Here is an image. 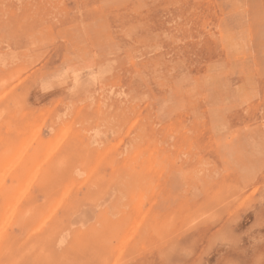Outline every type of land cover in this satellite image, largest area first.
I'll use <instances>...</instances> for the list:
<instances>
[{
  "label": "rangeland",
  "instance_id": "374dc122",
  "mask_svg": "<svg viewBox=\"0 0 264 264\" xmlns=\"http://www.w3.org/2000/svg\"><path fill=\"white\" fill-rule=\"evenodd\" d=\"M0 71V264H264V0H0Z\"/></svg>",
  "mask_w": 264,
  "mask_h": 264
},
{
  "label": "bare ground",
  "instance_id": "6f19581e",
  "mask_svg": "<svg viewBox=\"0 0 264 264\" xmlns=\"http://www.w3.org/2000/svg\"><path fill=\"white\" fill-rule=\"evenodd\" d=\"M176 21H177V20H176ZM209 25H210V24H209ZM213 30H214V29H213ZM39 31H40V30H39ZM229 47H230V46H229ZM178 54H179V53H178ZM231 58H232V57H231ZM3 65H4V64H3ZM218 71H219V70H218ZM0 72H1V71H0ZM102 72H103V71H102ZM76 75H77V74H76ZM92 75H93V74H92ZM92 75H91V76H92ZM103 75H105V74H103ZM212 75H214V74H212ZM105 76H106V75H105ZM250 76H251V75H250ZM97 77H98V76H97ZM76 78H77V77H76ZM76 78H75V79H76ZM103 78H104V76H103ZM1 79H2V78H1ZM75 79H73V80H75ZM99 79H100V77H99ZM104 80H105V79H104ZM4 82H5V81H4ZM5 83H6V82H5ZM73 83H74V82H73ZM74 84H75V83H74ZM86 84H88V82H86ZM89 84H90V82H89ZM91 85H92V84H91ZM73 86H74V85H73ZM103 86H104V85H103ZM241 86H242V85H241ZM78 87H80V86H78ZM78 87H77V88H78ZM84 87H85V86H84ZM86 87H87V86H86ZM239 87H240V86H239ZM243 87H244V86H243ZM87 88H88V87H87ZM84 89H85V88H84ZM89 89H90V88H89ZM72 90H73V89H72ZM74 90H75V89H74ZM70 91H71V90H70ZM75 91H76V90H75ZM109 94H110V93H109ZM225 100H226V99H225ZM11 105H12V104H11ZM164 105H165V104H164ZM133 127H134V126H133ZM224 127H225V126H224ZM183 128H184V126H183ZM217 128H218V127H217ZM221 129H222V128H221ZM67 131H68V130H67ZM217 131H218V130H216V133H218ZM223 131H225V130H223ZM223 131H222V132H223ZM127 132H128V131H127ZM40 133H41V132H40ZM60 133H61V132H60ZM218 135H219V133H218ZM38 137H39V136H38ZM36 138H37V137H36ZM66 138H67V137H66ZM115 140H116V139H115ZM58 141H60V140H58ZM90 141H91V140H90ZM26 142H27V141H26ZM33 142H34V141H33ZM63 142H64V141H63ZM98 142H99V138H98ZM59 143H60V142H59ZM20 144H21V143H20ZM31 144H32V143H31ZM31 144H30V146H31ZM56 144H58V142H57ZM120 144H121V143H120ZM128 144H129V143H128ZM59 145L61 146V144H59ZM124 145H125V144H124ZM19 146H20V145H19ZM89 146H90V145H89ZM22 147H23V146H22ZM24 147H25V146H24ZM24 147H23V148H24ZM57 147H59V146L57 145ZM115 147H117V146H115ZM25 148H26V147H25ZM28 148H30V147H28ZM117 148H118V147H117ZM117 148H116V149H117ZM123 148H124V146H123ZM24 150H25V149H24ZM22 151H23V150H22ZM22 151H21V153H23ZM35 151H36V150H35ZM49 151H50V150H49ZM53 151H54V150H53ZM51 152H52V151H51ZM55 152H56V151H55ZM101 153H102V152H101ZM24 154H26V152H25ZM24 154H23V155H24ZM54 154H55V153H54ZM21 155H22V154H21ZM30 155H31V153H30ZM32 155H33V152H32ZM5 156H6V155H5ZM13 156H14V155H13ZM50 156H51V155H50ZM50 156H49V157H50ZM17 157H18V156H17ZM30 157H32V156H30ZM21 158H22V157H21ZM30 159H34V158L32 157V158H30ZM42 159H43V158H42ZM47 159H48V158H47ZM47 159H46V160H47ZM2 160H3V159H2ZM13 160H14V159H13ZM17 160H20V159H17ZM14 161H15V160H14ZM14 161H12V162H14ZM21 161H22V160H21ZM21 161H19V162H21ZM32 161H35V159L32 160ZM32 161H30V162H32ZM19 162H18V163H19ZM14 163H15V162H14ZM14 163H12V164L14 165ZM18 163H17V164H18ZM28 163H29V161H28ZM45 163H46V162H45ZM24 164H27V161H25ZM15 165H16V164H15ZM22 165H23V164H22ZM22 165H21V166H22ZM124 165H125V164H124ZM124 165H123V167H124ZM9 167H10V166H9ZM14 167H15V166H14ZM58 167H60V166H58ZM15 168H16V167H15ZM20 168H21V167H20ZM11 169L13 170L12 167H11ZM2 170H6V168H5V169H2ZM7 171H8V170H7ZM18 171H19V170H18ZM34 171H35V170H34ZM112 171H113V170H112ZM12 172H13V171H12ZM40 172H41V171H40ZM8 173H9V172H8ZM34 173H36V172H34ZM42 173H43V172H42ZM2 174H3V172H2ZM9 174H10V173H9ZM89 174H91V173L89 172ZM18 175H19V174H18ZM36 175H37V174H36ZM38 175H39V174H38ZM38 175H37V176H38ZM5 176L7 177L6 174H5ZM5 176H4V175L2 176L3 179H4ZM37 176H36V178H37ZM2 177H0V178L2 179ZM40 177H41V175H40ZM88 177H89V176H88ZM90 177H91V175H90ZM45 178H46V177H45ZM5 179H7V178H5ZM15 179L18 181V178H17V177H16ZM52 179H53V178L48 177V178L44 181V183H43V187H46L47 185L52 184V181H53ZM2 181H4V180H2ZM31 181H32V180H31ZM33 182H34V181H33ZM2 183H3V182H2ZM2 183H1V184H2ZM30 183H32V182H30ZM38 183H39V181H38ZM4 184H5V183H4ZM32 184H33V183H32ZM35 185H36V184H35ZM33 186H34V185H33ZM2 187H4V186H2ZM9 188H10V187H9ZM26 189L28 190L29 188H26ZM24 190H25V189H24ZM27 190H26V191H27ZM11 192H12V191H11ZM24 193H25V192H24ZM18 194H20V193H18ZM21 194H23V193H21ZM26 194H27V193H26ZM14 195H15V194H14ZM27 195H29V194H27ZM66 195H67V194H66ZM15 197H16V195H15ZM20 197H21V195H20ZM24 197H25V195H24ZM27 197H28V196H27ZM30 197H32V196L30 195ZM8 198H9V197H8ZM17 198H19V197H16L15 200H16ZM21 198H22V197H21ZM22 199H23V198H22ZM22 199H21V200H22ZM28 199H29V198H27L26 200H28ZM12 200H13V198H12ZM11 202H12V201H11ZM19 203H20V202H19ZM16 206H17V203H16ZM18 206H19V205H18ZM13 208H14L13 210H15L17 207L15 208V206H14ZM31 209H32V208H31ZM11 210H12V209H11ZM17 211H20V208H19ZM23 211H25V210H23ZM13 212H14V211H13ZM15 212H16V211H15ZM18 213H19V212H18ZM26 213H28V212H26ZM10 214H11V213H10ZM15 214H16V213H15ZM28 214H29V213H28ZM28 214H27V215H28ZM11 215H12V217H13V213H12ZM8 216H10V215H8ZM15 218H16V217H15ZM11 219H12V218H11ZM7 220H9V219H7ZM10 221H11V220H10ZM157 221H158V220H157ZM7 224H9V222H8ZM5 225H6V224H5ZM0 227H1V229H2V226H0ZM39 227H41V226H39ZM5 228H6V227H5ZM41 228H42V227H41ZM41 228H40V229H41ZM40 229H38V230H40ZM53 229H54V228H53ZM5 230H6V229H5ZM5 230L3 231L4 233H5ZM8 232H9V231H8ZM46 232H47V231H46ZM4 233H3V236H4ZM36 233H38V231H37ZM36 233H35V234H36ZM0 234L2 235V233H0ZM21 237H22V236H21ZM9 238H10V237H9ZM16 242H17V241H16ZM31 249H32V248H31Z\"/></svg>",
  "mask_w": 264,
  "mask_h": 264
}]
</instances>
